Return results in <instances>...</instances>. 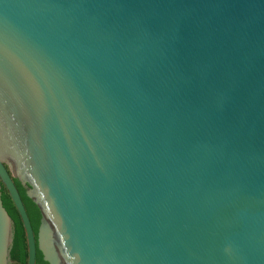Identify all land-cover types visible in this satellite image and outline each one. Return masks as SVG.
I'll return each mask as SVG.
<instances>
[{"label":"water","instance_id":"95a60500","mask_svg":"<svg viewBox=\"0 0 264 264\" xmlns=\"http://www.w3.org/2000/svg\"><path fill=\"white\" fill-rule=\"evenodd\" d=\"M264 264V0H0V264Z\"/></svg>","mask_w":264,"mask_h":264},{"label":"trees","instance_id":"16d2710c","mask_svg":"<svg viewBox=\"0 0 264 264\" xmlns=\"http://www.w3.org/2000/svg\"><path fill=\"white\" fill-rule=\"evenodd\" d=\"M27 263V259L24 260V263L23 264H26ZM38 262H35V264H37Z\"/></svg>","mask_w":264,"mask_h":264}]
</instances>
